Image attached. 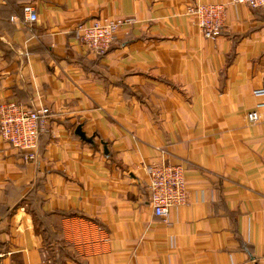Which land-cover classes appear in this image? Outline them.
Listing matches in <instances>:
<instances>
[{
    "label": "crops",
    "instance_id": "0c3cea01",
    "mask_svg": "<svg viewBox=\"0 0 264 264\" xmlns=\"http://www.w3.org/2000/svg\"><path fill=\"white\" fill-rule=\"evenodd\" d=\"M209 2L228 7L216 39L186 15ZM114 17L132 21L89 52L79 25ZM263 86L264 8L0 0V105L51 110L36 160L0 136V264H264V107L247 119ZM159 161L188 181L168 221L148 189Z\"/></svg>",
    "mask_w": 264,
    "mask_h": 264
},
{
    "label": "built area",
    "instance_id": "2783aa9c",
    "mask_svg": "<svg viewBox=\"0 0 264 264\" xmlns=\"http://www.w3.org/2000/svg\"><path fill=\"white\" fill-rule=\"evenodd\" d=\"M231 3L247 5L253 9L264 8V0H231ZM227 8L224 2L193 3L187 6L186 15L206 38L216 39L226 25ZM24 12L30 22L38 20L33 4H26ZM131 21L130 18L114 17L84 22L77 28V37L89 52L106 55L116 41L119 30ZM254 94L261 101L247 112V119L251 123H257L261 118L264 86L255 89ZM50 114V108L44 105L33 107L14 100L1 104V139L16 149L25 163L36 160L39 138ZM146 172L149 176L148 189L154 213L168 221L171 208L182 206L187 201L186 169L182 164L159 161L147 165Z\"/></svg>",
    "mask_w": 264,
    "mask_h": 264
},
{
    "label": "water",
    "instance_id": "95a60500",
    "mask_svg": "<svg viewBox=\"0 0 264 264\" xmlns=\"http://www.w3.org/2000/svg\"><path fill=\"white\" fill-rule=\"evenodd\" d=\"M77 134L82 137V139L91 142L92 138H88L86 136V133L82 130V126H79L77 129ZM0 262H1V256H0Z\"/></svg>",
    "mask_w": 264,
    "mask_h": 264
},
{
    "label": "trees",
    "instance_id": "16d2710c",
    "mask_svg": "<svg viewBox=\"0 0 264 264\" xmlns=\"http://www.w3.org/2000/svg\"><path fill=\"white\" fill-rule=\"evenodd\" d=\"M23 9H24V7H23ZM98 56H103V55H98ZM39 144H40V138H39ZM38 151H39V148H38ZM63 260H64L63 253L62 252H58L57 255H56V263L55 264H63Z\"/></svg>",
    "mask_w": 264,
    "mask_h": 264
}]
</instances>
